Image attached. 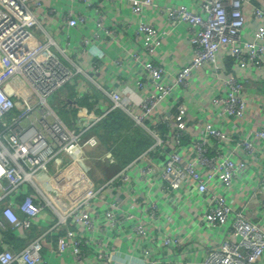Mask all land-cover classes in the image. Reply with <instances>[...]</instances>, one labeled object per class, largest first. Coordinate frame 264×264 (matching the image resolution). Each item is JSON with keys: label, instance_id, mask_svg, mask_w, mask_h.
<instances>
[{"label": "built area", "instance_id": "1", "mask_svg": "<svg viewBox=\"0 0 264 264\" xmlns=\"http://www.w3.org/2000/svg\"><path fill=\"white\" fill-rule=\"evenodd\" d=\"M102 1L128 7L130 41L120 45V28L94 0H61L59 17L42 0H0V240L8 228L25 232L20 249L2 243L0 264H50L45 243L72 264H264V125L242 126L249 96L236 74L264 70V0ZM153 8L169 29L146 19ZM175 27L183 28L190 59L168 68L156 57ZM101 52L116 69L137 65L134 77L119 76L105 89L95 77ZM220 52L232 58L230 72ZM201 68L220 85L205 109L210 116L188 119L182 95L191 96ZM68 87L76 98L94 87L107 102L86 116V128L84 118L69 124L58 112L53 96ZM113 109L151 143L61 210L39 189L36 173L67 147L93 143L89 127ZM45 210L55 219L33 229Z\"/></svg>", "mask_w": 264, "mask_h": 264}, {"label": "crops", "instance_id": "2", "mask_svg": "<svg viewBox=\"0 0 264 264\" xmlns=\"http://www.w3.org/2000/svg\"><path fill=\"white\" fill-rule=\"evenodd\" d=\"M45 4L50 5L51 7H57L56 16H61L62 11L61 0H42ZM159 5H170L177 1H182L189 4L190 0H155ZM100 8H104L107 16L110 18L109 21L112 23H116L120 28L118 41L120 45L126 40L130 41V32L124 26V22L128 21V12L129 9L127 6H117L115 8L108 7L107 4L103 3L102 0H94ZM261 2V1H260ZM264 3V2H262ZM145 17L147 20L154 22L157 26L162 27L163 29L168 28L169 26L166 24L164 17L157 12V8L147 9L145 12ZM56 27L58 34H63L64 24L62 22L57 21ZM90 25L88 23L84 24L81 28V31H88ZM129 44V43H128ZM115 51L114 45L106 46V52L109 55H112ZM106 52H101L99 55H94L96 60H98L101 64V70L98 72L95 77L96 80L105 88L109 89L115 87L116 81L119 76L126 78L128 81L134 77V74L137 70V65L134 66L130 61L125 62L124 66L121 69H116L111 59ZM158 62L164 63L168 68L172 66H181L187 63L190 59V50L188 46V42L185 39L183 28H172L168 37H166L164 42L163 50L160 51L156 57ZM219 63H223L226 71H231L233 66V60L229 55L220 52L217 58ZM171 66V67H170ZM237 76L242 78L245 82V91L247 93L250 108L246 115V119L243 120L242 126L246 127L249 123H253L256 125H264V70L259 73H254L250 69V67L239 68L236 71ZM120 79V78H119ZM192 79L194 80L196 86L193 89L191 96L188 94L182 95V101L185 102L189 106L188 119H196L197 117H209V113L205 111H209V98L211 94H213L220 85L219 80H217L214 76L208 72L207 68L195 69L193 72ZM77 86L80 88L83 85H87L84 82L77 81ZM119 85V84H118ZM117 85V88H118ZM89 92V97L84 98H76L75 97V89L73 87H68L61 95L62 97L59 99L62 101L60 103V109L62 110V117L69 124H73L77 117L80 116L82 119V128L88 127L91 121L87 118L92 114H99L100 109L95 108V105L104 104L107 105V102L103 99V94L99 91L94 90V87H91ZM198 91V93H196ZM90 99V100H89ZM163 107V104L161 105ZM114 110L120 109H113ZM68 111L71 116L68 118ZM122 111V110H120ZM106 114L108 116L111 113ZM123 112V111H122ZM125 113V112H124ZM60 114V113H59ZM126 114V113H125ZM127 115V114H126ZM87 116V117H86ZM104 116L103 118H105ZM128 117V115H127ZM102 118V119H103ZM248 118V120H247ZM101 119V120H102ZM99 120V121H101ZM98 121V122H99ZM97 122V123H98ZM93 124L89 127L87 133L89 134L94 126L97 124ZM140 127V126H138ZM151 140V137L148 132H146L142 127H140ZM149 145V143H147ZM147 146V145H146ZM146 148V147H145ZM127 163V162H126ZM125 163V164H126ZM123 165V164H122ZM121 165V166H122ZM55 219V217L51 214L50 211L45 210L42 211L38 216L34 218L35 225L33 229L43 230ZM3 238L0 240V250L2 248V243L9 245V247L13 249H20L25 244L24 235L25 232L22 228H15L11 230L10 228L1 231ZM49 245L45 243L44 250L42 251L43 257L49 261L50 264H72V258L70 255L65 254H56L54 252L49 251Z\"/></svg>", "mask_w": 264, "mask_h": 264}, {"label": "rangeland", "instance_id": "3", "mask_svg": "<svg viewBox=\"0 0 264 264\" xmlns=\"http://www.w3.org/2000/svg\"><path fill=\"white\" fill-rule=\"evenodd\" d=\"M61 97L55 95L53 99L59 103ZM58 112L63 113L60 103ZM113 113L91 130L89 135H96L93 143L67 147L36 173L34 181L39 189L61 210L84 197L143 149L144 146L137 150V141L149 139L131 117L122 111V116Z\"/></svg>", "mask_w": 264, "mask_h": 264}, {"label": "trees", "instance_id": "4", "mask_svg": "<svg viewBox=\"0 0 264 264\" xmlns=\"http://www.w3.org/2000/svg\"><path fill=\"white\" fill-rule=\"evenodd\" d=\"M113 112H118L119 114H117V113H115L117 116H122V113H121V111L119 110V111H117V110H114V111H112V112H110L111 114L113 113ZM111 114H109L108 116H110ZM114 114V113H113ZM124 114V113H123ZM108 116H106L105 118H103L101 121H99L94 127H96V126H98L101 122H103ZM149 142V140H147V138H145V139H141V140H139V141H137L136 142V144H135V146H137V150L139 149V148H141V147H143V149H145V147H147L148 146V143ZM147 145V146H146ZM136 148V147H135ZM143 149H141L139 152H141ZM138 152V153H139ZM137 153V154H138ZM136 154V155H137ZM136 155H134V156H136ZM133 158V157H132ZM132 158H130V159H127V160H125V162L123 163V165L126 163V162H128L129 160H131Z\"/></svg>", "mask_w": 264, "mask_h": 264}]
</instances>
